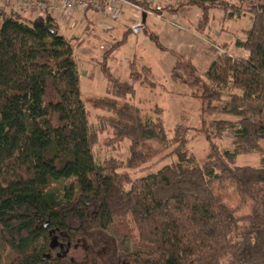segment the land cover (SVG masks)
<instances>
[{
  "label": "trees",
  "instance_id": "obj_1",
  "mask_svg": "<svg viewBox=\"0 0 264 264\" xmlns=\"http://www.w3.org/2000/svg\"><path fill=\"white\" fill-rule=\"evenodd\" d=\"M242 3L249 4L246 11L226 0H178L167 8H199L202 28L213 10L252 19L246 39L237 41L246 58L224 54L202 72L169 51L176 60L172 82L197 89L203 102L196 130L210 151L202 164L188 148L187 124H178L169 140L162 119L128 101L136 85L158 86L151 70L132 63L129 81L112 74L109 60L131 30L104 53L98 65L108 95L88 103L110 114L116 141L130 142L127 168L169 145L177 158L135 181L95 158L105 130L90 122L74 47L55 17L46 13L36 23L0 8V264H66L54 251L55 238H96L108 225L129 221L146 251L120 255L114 245L110 264H264V168L236 164L243 154L264 152V0ZM215 115L221 119L207 124ZM228 130L232 151L216 143ZM64 182L70 183L58 186Z\"/></svg>",
  "mask_w": 264,
  "mask_h": 264
},
{
  "label": "rangeland",
  "instance_id": "obj_2",
  "mask_svg": "<svg viewBox=\"0 0 264 264\" xmlns=\"http://www.w3.org/2000/svg\"><path fill=\"white\" fill-rule=\"evenodd\" d=\"M226 1L236 5L243 11H246L249 8V4L242 3V0ZM224 13L226 12L223 11L222 14ZM54 14L58 18H63L62 10L55 12ZM241 15L240 18L237 17V20L234 21L236 24L235 26L239 28H237L238 32L240 29L245 30L249 28L252 23L250 14L242 13ZM139 16V13L135 10L131 11L126 9L119 20L114 21L107 16L101 18L96 17L92 12H89L87 16L78 12L72 19L68 18L63 23L60 22L59 25L63 28V34L74 45L75 59L80 75L82 99L86 103L90 122L96 130H99L100 132L105 130V132L99 135L98 142L94 148L95 158L100 164H111L114 167H117V171L120 174L128 175L132 181L155 173L167 164L176 161L177 158L172 154L174 147L169 145L168 148L159 151L156 156L149 159L147 163L136 169L127 168L126 164L130 156V142L126 140L116 141V139L113 138V132L107 123V118L110 114L103 110L94 109L92 107L93 105L88 103V101L90 99L94 100L108 95V80L102 74L98 63L102 61V54L104 51L110 48L107 47L110 42L116 43L117 41L122 40L123 35L128 28L134 30L136 27L140 26L136 23ZM59 20L61 21V19ZM104 22L112 23L117 27L116 30L114 32L105 33L99 28V24ZM186 24L189 26L188 22ZM222 26L223 25L221 24L220 28ZM146 27H151L150 19L148 20V25L146 24ZM149 32L154 34L152 31ZM205 32L207 31L205 30ZM212 46L218 50L221 48V46L217 44H213ZM137 48L149 51L156 60H159L158 58L164 53H170L169 51H163V49L149 37L145 30L131 33L130 35H127L124 46L121 47L118 56H116V59L113 61L114 72L121 71V69L126 66V61L132 59L133 56L138 55L139 51ZM116 75L120 76V73H117ZM142 87L143 90H138ZM154 91H157V93L160 91L162 96ZM198 94L199 92L197 89L194 90L179 84H174V87L169 88L159 84L155 88L138 84L135 86L133 100L130 99L131 96H128L127 98L130 99L128 101L131 103L138 105L142 109L143 115L146 117H151L154 121L162 119L165 133L169 140L174 137L175 127L178 124H187V126L192 129V131L188 133V148L191 154L195 157L196 162L202 164L206 160L210 150L205 136L197 131L201 128L203 118V102ZM124 102L126 101L120 100L121 105L124 104ZM101 117L106 118V120H103ZM207 118V124H210L211 120L221 119L220 116L216 115L207 116ZM216 143L221 150H234V131L228 130L220 140H216ZM150 146H154L152 148L153 150H156L159 145L157 143H152ZM236 164L239 166L264 168V152L243 154L237 158ZM69 183L70 182H64L58 186L63 187L64 185H69ZM130 187V185L126 186L127 189H130ZM100 232L102 234L98 235L96 238L77 237L71 240L69 238L66 239L65 237L64 249L61 251L57 247L56 253L62 255V257L64 256L63 253H66V256L63 257L67 260L65 262L66 264L69 262H72L71 264H110L114 245H116L120 255L135 252L144 253L146 251V247L140 243L138 233L130 221L127 223L126 227L115 222L113 225H108L104 231ZM57 239L60 241L63 240L61 238Z\"/></svg>",
  "mask_w": 264,
  "mask_h": 264
},
{
  "label": "crops",
  "instance_id": "obj_3",
  "mask_svg": "<svg viewBox=\"0 0 264 264\" xmlns=\"http://www.w3.org/2000/svg\"><path fill=\"white\" fill-rule=\"evenodd\" d=\"M159 2L162 7V15L168 18V21L173 22L174 24L157 19L153 16H147L146 24L148 25V20L150 19L151 27L148 28L146 27V25L143 28L136 27V31L132 30L131 28H128L124 35L128 33L129 30H131V32H129L128 35H130L131 33L140 32L141 30H145L146 32L152 31L157 36L160 44L163 48L166 49L167 52L170 51L187 57L202 72L207 71L212 65V63L215 62L222 54H228L232 57H248V52L238 47L237 41H243L246 39V33L251 26L245 30L240 29V31L238 32V27L235 26L236 24L234 22L237 20V16H235L234 18H228L226 13L222 14V10H213L211 12V20L209 24L207 25V27L202 28L201 25L203 24V14L199 8L183 7L178 11L169 12L167 11V8L171 5L174 6L177 3V0H159ZM126 9L131 11L135 10L133 8L127 7L124 8V11ZM59 11L60 10H56L55 12ZM135 11L140 15L139 18L136 20V23L137 25H141L142 14H140V12H138L137 10ZM55 12L52 13V16H54L57 20L59 30L63 34V28L59 26V19L61 18H58L54 14ZM20 13H22V15L27 20L36 23L44 22L45 17L40 16L35 12L24 10L20 11ZM82 15L87 16V14ZM187 22L189 23V26H187ZM221 24L223 26L220 28ZM99 28H101L105 33H109L114 32L117 27L114 26L112 23L104 22L99 24ZM205 30L207 32H205ZM120 41H117L116 43ZM116 43L110 42L109 46H107L110 48L104 51V53L109 51L111 47ZM213 44L221 46L220 50L214 48V46H212ZM120 49L121 48L114 50L109 60V67L111 69V72L117 78L122 81H129L131 74L130 65L132 63H136L140 66L149 68L151 70L154 80L159 85L166 86L168 88L174 87V83L171 79V74L175 66L176 60L172 53H164L160 58H158L159 60H156L149 51L142 48H137L139 51L138 55H135L132 57V59L126 61V66L122 68L121 71L114 72L113 61L114 59H116V56H118ZM104 53L102 54V57ZM117 73H120V76H117ZM140 89L143 90V87L139 88L138 90ZM154 92L157 93V91ZM157 94H160V96H162L160 91H158Z\"/></svg>",
  "mask_w": 264,
  "mask_h": 264
},
{
  "label": "built area",
  "instance_id": "obj_4",
  "mask_svg": "<svg viewBox=\"0 0 264 264\" xmlns=\"http://www.w3.org/2000/svg\"><path fill=\"white\" fill-rule=\"evenodd\" d=\"M1 7L8 10L35 12L40 16L62 10L61 23L68 18L72 19L78 12L85 15L92 12L96 16H107L117 21L123 15L124 8L129 7L137 10L142 15L146 14L174 24L162 15L159 0H0Z\"/></svg>",
  "mask_w": 264,
  "mask_h": 264
},
{
  "label": "flooded vegetation",
  "instance_id": "obj_5",
  "mask_svg": "<svg viewBox=\"0 0 264 264\" xmlns=\"http://www.w3.org/2000/svg\"><path fill=\"white\" fill-rule=\"evenodd\" d=\"M53 243H54V245H55V249H54V251H56L57 250V247L59 248V250H63L64 249V247H65V243L64 242H62V241H60L59 239H57V238H55L54 240H53ZM57 255H60V254H57ZM63 255L64 256H66V253H63ZM63 256V257H64Z\"/></svg>",
  "mask_w": 264,
  "mask_h": 264
},
{
  "label": "water",
  "instance_id": "obj_6",
  "mask_svg": "<svg viewBox=\"0 0 264 264\" xmlns=\"http://www.w3.org/2000/svg\"><path fill=\"white\" fill-rule=\"evenodd\" d=\"M146 19H147V15L143 14L142 15V24L139 26V28H143L146 25Z\"/></svg>",
  "mask_w": 264,
  "mask_h": 264
}]
</instances>
